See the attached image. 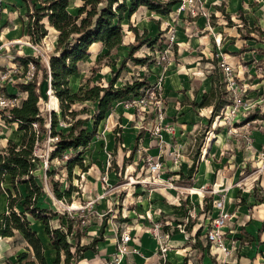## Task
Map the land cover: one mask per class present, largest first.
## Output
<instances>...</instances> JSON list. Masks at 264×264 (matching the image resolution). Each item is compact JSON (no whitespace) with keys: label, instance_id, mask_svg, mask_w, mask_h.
<instances>
[{"label":"rangeland","instance_id":"obj_1","mask_svg":"<svg viewBox=\"0 0 264 264\" xmlns=\"http://www.w3.org/2000/svg\"><path fill=\"white\" fill-rule=\"evenodd\" d=\"M31 1L39 3V0ZM81 3L82 0H69V11L76 13ZM1 5L0 72L9 73L4 89H9L10 93L15 92L16 89L19 91L16 86L18 81L31 77V65L28 64V69L25 70L15 61V55H39L42 61L47 63L48 54L55 47L56 31L48 26L47 35L38 43H34L26 33V5L23 0H1ZM226 15H229L230 19H227ZM129 25L136 26L140 34L144 28L147 29L146 37L149 36L151 39L142 44L133 55L147 56L149 60L142 64L128 60L115 84L120 85L124 81H131L136 77L141 79L145 76L149 80L150 89L143 93L142 103H123V99L132 96L130 94L119 99L113 109L107 111L104 118L100 120L98 131L87 147H79V150L74 152L68 149L62 153V158L48 159V151L54 146L51 144L54 137L48 135L37 146L36 153L41 161L35 174L43 187L39 204L55 211L56 215L52 218V224L58 226L61 221L66 225L68 217L73 216L79 219L81 214L86 221L93 220L94 214H98L100 219L104 216L109 218L112 216V211L105 210L99 214L92 208L96 201L94 197H97V194H94L97 191L94 183H100L105 193L112 188L102 178L105 176V174L102 175L105 170L101 169L102 159L96 156L95 150L98 153L104 151L106 137L108 134L114 136L113 130H119L115 131V134L119 137L120 144L129 138L131 145L138 132H142L139 142L143 143L146 140L145 149L138 152L139 157L135 160L137 177L132 180L123 173V169L121 175L117 173L116 182L123 184L119 185L120 187L125 184L128 186L139 184L148 192L151 188L155 191L165 186L175 187L179 197L188 195L194 204L191 195L193 199L194 197L200 199L202 193L204 195L215 193L225 199V195L228 194L227 188L233 186L239 188V193H244L246 196L242 198L241 194L239 195L241 203L245 199L246 204L250 205L252 187L255 185L264 187V0H179L172 6V10L164 15L150 11L144 6L138 7L131 15L126 12L122 21L124 33L122 45L111 50L109 55L102 56L100 68L93 75L91 67L96 65V60L105 52V48L99 42L92 44L87 55L78 63V73L72 78L69 77L71 91H76L80 84L85 83L88 76H91V83L102 85L107 83L122 57L127 54L128 43H136ZM246 33H249L251 38H243ZM214 60L217 67L220 61L230 66L232 88L229 94L232 93L233 103L225 105L219 111V115L212 117L209 110H196L192 104L184 107L183 104L184 102L189 104L190 100L185 99L187 94L191 97L193 93L195 97L205 88L213 73ZM218 70L220 71V68ZM40 74L39 71L37 78H40ZM49 79L47 76L40 81L39 107L43 114L46 111H53L57 118L55 128L66 131L71 118H63L59 107L51 108L50 96L53 92ZM114 107L122 112L117 114ZM72 108H85L79 114L84 117L92 112L94 103L77 101ZM254 114L258 117L253 116ZM189 116L198 121L195 128L199 129L196 136L198 138L192 147L189 140L181 148L176 144L174 130L176 127L180 128L179 124H182L183 119H188ZM10 117L9 109L1 112L0 149L7 146L8 141L19 144L22 140L23 130H18L17 122L12 121ZM92 122L93 119H89L85 125L91 129ZM156 126L159 127L158 131L155 130ZM185 132L186 135L191 134L190 131ZM217 132H222L221 135H223L221 146L215 145L216 137L212 140ZM156 149L158 152L153 153L152 150ZM80 150L83 164L85 165L88 161V170L84 172L78 164H74L71 175L68 176L66 161ZM196 152L199 154L194 163L193 180L182 177L175 180L169 177L167 180H161L157 173L148 170L149 162L158 161L159 171L172 173L171 164L179 167L184 162L185 156L189 158L190 155H196ZM112 157L113 154L107 156L110 165ZM200 161L202 163L194 182ZM98 162L101 165L98 168L102 173H98L96 166L91 168L92 164ZM204 163L205 172L200 185L199 178ZM46 169L52 173H46ZM89 171L90 175L94 174V178L89 176ZM54 181L60 183L61 190L68 189L72 185L73 189L69 198L59 199L54 195L52 190ZM4 186H9L8 176ZM121 192L123 191L116 190L115 198H118ZM237 199L238 196L235 197V203L232 206L234 209L229 211L228 223L230 222L233 228H235V222H232V219L234 218V221L238 219L235 210L240 202H237ZM120 202H122L121 199ZM122 206L124 205L121 203L120 212ZM200 208L201 206L196 204L190 208L191 215L187 223L193 224L191 225L193 235L205 220L202 219L204 214L199 213ZM5 209L6 194L3 193L0 196V211ZM120 212H116L114 217L112 216L113 219L118 218ZM58 215L61 220L58 219ZM30 219L31 227L43 240L45 257L51 263V252L55 254V250L43 231V225L37 220ZM181 227L183 229V225ZM185 230L184 228L182 233L187 236L188 233ZM134 238L136 239L135 236ZM197 239L203 243L208 242L205 235L196 239L191 236L187 242L190 244ZM23 251L31 254V250L27 249V243L20 235L0 237V264H9V262L20 264L16 262V254ZM214 251V248L211 250L209 248L206 255L205 251L190 248L183 256V261L185 264H211L210 260H205L204 257L216 256ZM158 253L163 254L160 249ZM231 260L227 257L222 264H229ZM114 264H116L115 261Z\"/></svg>","mask_w":264,"mask_h":264},{"label":"trees","instance_id":"obj_2","mask_svg":"<svg viewBox=\"0 0 264 264\" xmlns=\"http://www.w3.org/2000/svg\"><path fill=\"white\" fill-rule=\"evenodd\" d=\"M23 1L27 7L25 11L26 33L32 42L41 41L48 33V26L54 28L57 33L55 47L48 54L47 63L43 62L39 55L17 54L14 57L15 61L25 70L28 69V64L31 65V77L21 79L16 83L18 90L25 92L26 95L18 106L9 109L10 118L17 122V129L24 132L22 140L19 144L8 141V145L0 149V196L3 193L6 194V209L0 211V237H12L18 234L27 243V249L31 250V254L26 251L17 253L16 262L20 264H73L84 257V251L95 249L96 242L102 238L105 220L103 219L101 222L99 234L85 244L80 243V237L84 232L81 229L80 218L68 217L66 225L61 221L58 226L52 224V218L56 215L55 211L39 204L43 187L35 174L41 161L36 153V148L48 135L54 137L51 141L54 146L48 151V159L62 158V153L68 149L74 152L79 150V147L84 148L95 136L98 123L104 118L113 101L129 94L144 93L145 90L150 89L149 80L145 76L141 79L136 77L131 81H124L120 85L115 84L128 60L141 64L149 60L147 56L133 55L142 44L151 39L149 36L146 37V28L140 34L138 28L133 25H129V29L134 33L136 43H128L127 54L122 57L117 69L105 85L91 83V76H88L85 83L80 84L76 91H71L69 77L78 72V63L87 55L92 43L102 42L105 47V52L98 57L96 65L91 67L93 75L100 68L102 56L109 55L111 50L123 43L122 21L126 12L131 15L139 6H145L150 11L164 15L168 14L172 10V6L179 0H82L76 13L69 11V0H39L38 4L31 0ZM1 8L0 0V11ZM226 17L230 19L229 15ZM243 38L249 39L251 36L246 33ZM213 62L210 91L204 92L199 102V106H212V117L218 114L225 105L231 103L229 93L225 88L222 69L220 65L217 67L215 60ZM39 71L41 72L40 78H37ZM47 76L50 78L49 85L52 94L57 97L61 116L71 118L66 131L55 128L57 118L53 111H46L43 114L39 107V98L41 97L39 84ZM77 101L93 102L92 112L84 117L80 116L79 114L85 108H72V105ZM253 116L258 117L255 114ZM89 119H93L91 129L85 125ZM47 122H49V126H47ZM74 164H78L82 170H86L81 150L66 161L68 176L71 175ZM193 170L194 161L188 168V176ZM45 172L52 173L47 169ZM7 176L9 186H4ZM72 189L71 185L68 189L61 190L58 181L52 183L53 193L59 199L69 198ZM252 192L258 201H264V194L260 187L255 186ZM203 202L202 210H210L209 197L205 196ZM188 204V200H181L179 205L174 206L175 214L190 218ZM57 217L61 220L60 215ZM30 218L43 225V231L55 250V256L51 263L45 257L42 238L30 225ZM73 225H75L74 228ZM166 227L164 226L165 229ZM187 229L190 230V226ZM263 230L264 221L259 232ZM173 231L177 232L178 228L175 227ZM199 231L200 229L196 234ZM193 247L202 248L199 241L194 242ZM213 262L215 263L214 260ZM9 264L11 263L9 262Z\"/></svg>","mask_w":264,"mask_h":264},{"label":"crops","instance_id":"obj_3","mask_svg":"<svg viewBox=\"0 0 264 264\" xmlns=\"http://www.w3.org/2000/svg\"><path fill=\"white\" fill-rule=\"evenodd\" d=\"M52 29L55 30L54 28ZM99 43L102 45V47H104L102 42ZM77 73L72 74L70 78L75 76ZM210 87H211V75H210V79L208 80V83L205 85V88L201 90L198 95H195L194 97V94L192 93L191 97L189 94H187V97L185 96V99L190 101L188 102L189 104H186L184 102L183 107L192 104L196 110L206 109L209 110L211 114V108H212L211 105L199 106V102L202 99L203 93L209 92ZM5 90L9 92V89L6 88ZM191 98L194 99L192 100ZM118 101L119 99L113 101L108 111H110V109H113V106H115L114 104H116V102ZM114 111L117 114H119V112H122L121 110L119 111V109H115V107H114ZM183 121L184 122L182 124H179L181 130L179 127H176V129L174 130L176 144H178L177 146L179 147L181 146L182 148L187 142H189V140H191L190 144H192L191 145L192 147L194 145V141L197 140L198 138L196 136L199 129L197 130L195 129L198 124V121L193 119L192 116H189L188 119H183ZM185 131H190L191 134L186 135ZM113 132H114V136L113 134H108V137H106L107 140L104 147V151L98 153L97 150H95L96 156H99V158L102 159L101 162L103 163V165L101 166L99 162L91 165V168H94L96 166L95 169L98 171V173H102L100 168H98V166H101V169L105 170V172L102 173V175L105 174L106 176L105 182L109 183L112 188L110 189L109 192L105 193L103 187L100 186V183L98 184L97 182L94 183V186L97 188V191L94 194H97L96 195L97 197H94L96 201L94 202V206L92 210H94L96 213L99 214H102L103 211L105 210L112 211L113 212L112 216L114 217L116 212H120L119 207L122 203L124 206L121 207V212L123 213L121 215L120 212L119 213L120 215L116 219H113L112 216L110 218L104 216L103 218L100 219L97 216L98 214L97 215L94 214L95 215L93 216L94 219L91 221H86V219H84L85 221L81 225V229L84 230V232L80 237V243L81 244L88 243L91 241L93 237L97 236L99 234V228L101 226V222L104 219L105 225L102 232V238L96 242L94 250L88 249L84 251L83 253L84 257L73 264H114V261L112 259L116 251V245L119 241L120 235L123 231H128V230H130L132 236L131 240L127 243V249H129V251L119 259L117 264H185V262L183 261L184 260L183 256L187 254V251L190 248H195L196 250L205 251V254L208 255L207 251L210 248L209 242L203 243L200 239H197V241L200 242L202 248L199 247L196 248L193 247L194 241L189 244L187 240L191 236L193 239L194 238L196 239L197 237L200 238L201 236L205 235L208 225V217L214 216L217 213L216 209H214L212 206V201L220 197L215 193H213V195L212 194L204 195L202 193L200 199L197 198L195 199V197L193 199V195H191L192 200L194 202L193 204L192 201L190 200L191 197L189 198L188 195H186L185 197H179V192L177 191V189H175V187L165 186L156 189L155 191H153L154 189L151 188L149 192L147 191L146 188H144L139 184L128 186L125 184L126 183L125 182L124 183L125 185L120 187L119 185H123V184L120 182H116V180H118L117 173L118 175H121L123 169H124L123 173L129 176L132 180H134V177H137L138 171L136 170L135 167V163H136L135 160H137L139 157L138 152H140L141 149H145L146 140H144L143 143H140L139 139L142 136V132H138L136 133L134 142H132L131 145L129 138L125 139L120 144L119 137L118 139H116L117 136L115 134V130H113ZM221 134L222 132H217L212 139L214 140V138L216 137V140L214 142L216 146H221L222 144L223 135ZM152 152L156 153L158 151L156 149V150H152ZM196 153H197L196 155L198 156L199 152ZM111 154H113V157L111 159L112 163L110 165L107 156ZM197 156L195 157V154L190 155L189 158L188 156H185L184 162H182L181 166L179 167L178 165L176 166L170 163L172 173H167L166 171H159L158 177L161 180H167L168 177L173 178V180H175V178L179 179L180 177H182L183 179L191 178V180H193L192 174L194 173V170L191 173V175L188 176V168L193 163V161L195 163V159L197 158ZM188 161H190L189 164ZM86 162H87L85 163L86 170H83L84 172H87L88 170V161ZM201 163L202 161L198 162L199 166L195 172L194 182H196L197 173L200 170ZM204 168H205V163L202 169L201 176L199 178L200 185H201L200 181L203 178L205 172ZM93 175L94 174L90 175V171H89V176L94 178ZM255 186L257 188L259 187L257 185ZM254 187H252V191ZM116 190L117 192L123 191L121 192V195L117 196L118 198H115L114 196ZM227 190H228V194L225 195L224 203H225V208L228 211L234 209L232 206L235 203L236 196H238L237 202H240V204L237 206V209L235 210L238 219L237 221L236 219L234 221V218L232 219L233 220L232 222H235L236 229L232 227L233 225L230 222L223 229L225 232L224 236H225L226 245L232 246L233 243V247H234L231 250L230 255L228 256L230 259H232L229 264H238V263L264 264V230L259 232L262 222L264 221V201L263 202L258 201L253 196V192L251 191V199L249 201L250 205L246 204L245 199L244 202L241 203V197L239 195L241 194L242 198H246V196H244V193H239L238 191L239 188L232 186V187H228ZM205 196L209 197V200L211 201V208L208 211L202 210L203 208L202 203ZM120 199L122 200V202L119 203ZM181 200H188L189 215H191L190 212L191 206L194 207L195 204L201 206V208L199 209V213L204 214V217H202V219L204 218L205 220L203 223H201L202 226L200 225L195 230L194 235L192 233L193 227L191 226L193 224L187 223L189 218L177 216L174 212V206L179 205ZM116 204L119 205L117 206ZM113 205H116V207L115 206L113 207ZM154 222L161 223L160 233L162 234L167 245L166 251L162 252L163 254L158 253L159 241L156 239V237L153 235L151 231ZM179 225L180 226L183 225V229L184 228L186 229L185 231L188 233L187 236L182 233L183 229L182 227H179ZM164 226H167L166 229L164 228ZM188 226H190V230L187 229ZM175 227L178 228L177 232L173 231ZM198 229H200V231L198 234H196ZM166 234L168 236H165ZM134 236L136 237V239L134 238ZM132 249H135V251H133ZM54 255L55 254L52 251L51 252L52 260ZM204 259L205 260L209 259L211 264H214L213 260L216 263L214 255L205 256Z\"/></svg>","mask_w":264,"mask_h":264},{"label":"built area","instance_id":"obj_4","mask_svg":"<svg viewBox=\"0 0 264 264\" xmlns=\"http://www.w3.org/2000/svg\"><path fill=\"white\" fill-rule=\"evenodd\" d=\"M219 65L221 66L222 72H223V80L225 83V88L229 93V90L232 88V80L230 76V66L227 65L225 62L220 61ZM9 79V73L0 72V115L1 112L5 109H10L13 106H18L21 102V100L26 95L23 91H15V92H8L4 88L6 87V82ZM229 97L231 99V103L227 105H231L233 103V97L232 93L229 94ZM130 100V101H129ZM143 100V93L132 95L131 97H127L126 99H123V103H142ZM216 115H219L216 114ZM215 115V116H216ZM156 131L159 130V127L156 126ZM159 162L158 161H151L148 165V170L157 173L159 172ZM104 181H106V176L102 177ZM259 186V185H258ZM261 188L262 194H264V187L259 186ZM212 206L214 209H216L217 213L214 216L208 217V225L205 233L206 240L210 243V250L215 249L216 256L214 255V258L216 260L217 264H222L226 261V258L230 255L231 250L234 248L233 243L231 245H226L225 243V232L224 228L226 227L229 218V211L225 208V203L223 198H216L212 201ZM81 222L84 223V217L81 214ZM179 227H181L179 225ZM161 229V223L160 222H154L153 226L151 228V231L153 235L156 237V239L159 241V249L162 252H165L167 249L166 241L164 240L162 234L160 233ZM165 236H168L167 234ZM132 236L130 233V230L123 231L120 235L119 241L116 245V251L114 253L113 261L118 263L119 259L125 255L129 249H127V243L131 240ZM231 244V243H230ZM135 251V249H132Z\"/></svg>","mask_w":264,"mask_h":264},{"label":"bare ground","instance_id":"obj_5","mask_svg":"<svg viewBox=\"0 0 264 264\" xmlns=\"http://www.w3.org/2000/svg\"><path fill=\"white\" fill-rule=\"evenodd\" d=\"M50 106L51 108L53 109H56L58 107V100H57V97L54 96V94L51 93V96H50ZM74 206V205H73Z\"/></svg>","mask_w":264,"mask_h":264}]
</instances>
